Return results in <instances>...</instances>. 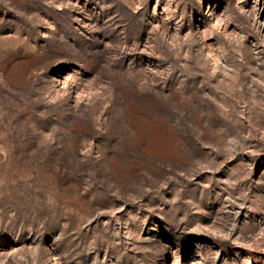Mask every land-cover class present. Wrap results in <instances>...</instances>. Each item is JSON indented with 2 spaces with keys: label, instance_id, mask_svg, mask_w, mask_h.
<instances>
[{
  "label": "rangeland",
  "instance_id": "1",
  "mask_svg": "<svg viewBox=\"0 0 264 264\" xmlns=\"http://www.w3.org/2000/svg\"><path fill=\"white\" fill-rule=\"evenodd\" d=\"M264 0H0V264H264Z\"/></svg>",
  "mask_w": 264,
  "mask_h": 264
},
{
  "label": "bare ground",
  "instance_id": "2",
  "mask_svg": "<svg viewBox=\"0 0 264 264\" xmlns=\"http://www.w3.org/2000/svg\"><path fill=\"white\" fill-rule=\"evenodd\" d=\"M254 2H256L257 0H253ZM263 25H264V21H263V23H262Z\"/></svg>",
  "mask_w": 264,
  "mask_h": 264
}]
</instances>
